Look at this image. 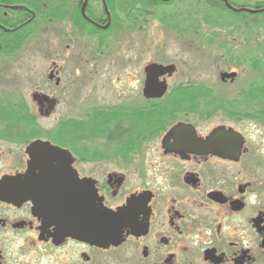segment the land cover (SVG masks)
Masks as SVG:
<instances>
[{
  "label": "flooded vegetation",
  "instance_id": "obj_1",
  "mask_svg": "<svg viewBox=\"0 0 264 264\" xmlns=\"http://www.w3.org/2000/svg\"><path fill=\"white\" fill-rule=\"evenodd\" d=\"M49 1L51 8H44L53 20L44 23L42 14L35 25L36 31L56 27L54 40L42 52L49 60L47 80L57 88L65 80L63 73L72 74L77 98L102 66L107 72L115 70L113 65L121 66L118 72L124 70L127 40L120 35L142 30L139 1L154 4L148 16L161 3L177 2ZM22 2L2 0L0 14L6 24L22 26L28 15L35 16ZM237 3L198 0L195 7L212 6L223 16L244 19L264 14V5ZM177 9L187 20V7ZM251 10L257 13L247 12ZM117 13L131 18L127 29L124 19L115 21ZM194 33L190 36L197 45L186 51L190 56L222 55L232 47L243 51L240 45H224L215 33L216 42ZM22 34L16 36L26 42L21 50L0 52V63H7L11 76L18 59H33L31 40ZM236 59V65L248 64L254 77L234 95H213L204 82H171L176 63H149L174 68L156 79L165 88L160 97L145 95L146 65L138 102L123 89L120 102L84 103L74 114L78 118L32 130L48 138L26 143L17 132L6 137L0 127V143L23 150L17 162L0 169V181H7L0 187V264H264V91L259 89L264 64L257 57ZM27 68L32 73L31 64ZM223 72H234V80L222 81ZM223 72L218 74L222 86L237 81L235 71ZM124 78L122 73L116 81ZM33 98L39 110L54 113L53 96ZM34 115L26 112L21 118L35 122ZM72 121L79 123L80 131ZM38 140L66 156L30 162L27 147Z\"/></svg>",
  "mask_w": 264,
  "mask_h": 264
},
{
  "label": "rangeland",
  "instance_id": "obj_2",
  "mask_svg": "<svg viewBox=\"0 0 264 264\" xmlns=\"http://www.w3.org/2000/svg\"><path fill=\"white\" fill-rule=\"evenodd\" d=\"M200 1L203 2L204 0ZM195 2H198V0H177L175 3H161L150 10L151 14L149 16L143 17L140 15L139 24L142 30L136 34L134 31L129 33L128 30L120 35L123 40H127L122 48L126 51L129 60L128 63L122 66L124 70L118 72L121 66L113 65L115 70L107 72L108 68L106 67V71H104V66H102V70L97 71L98 74L92 77L93 81L83 88L81 91L82 96L79 98H77L78 94L74 92L77 88L75 81H70L72 80V74L63 73L65 80L61 81V85L57 88L48 83L47 80L48 68L50 67L49 60L44 58L42 52L43 49L48 48V41L54 40L56 27L49 26L43 31H34V34L37 33V35L35 34L33 40L29 42V48L33 55L31 63H28L25 59H18L16 73L13 74L14 77L10 75L7 63H0V102L9 100L14 104H20L23 113L35 114V123L38 127L48 129L55 126L59 121H66L68 117L78 118L74 114L78 112V109L84 103V107H88V105H110L112 102H120L123 95L118 96V94L123 89L126 94H129L130 99L138 102V89L142 86L143 81L142 66L160 62L177 64L178 71L171 82L184 80L204 82L211 88L213 95H234L238 89L243 90L242 87L244 88L250 79L254 77L248 64L246 66L235 64L238 62L236 58L239 56L240 61L243 59L253 61L257 57V61L259 60L260 63L263 62L262 64H264V14L260 16L254 14L246 17V19L233 14L224 15L222 21H220V27L213 28L204 22L205 8L201 6L196 8ZM233 2H238V5L248 8L253 7L255 4L264 5V0H233ZM179 4L187 7L184 10L187 13V16H185L187 20L183 18L181 10L177 9L180 6ZM128 18L120 16L119 13L114 15L115 21L116 19H124V28L126 27V29L129 24L128 20L131 21V18ZM179 19H183V23ZM240 19L241 21H239ZM194 32L203 33L213 42H216V36L219 35L222 41L225 42L224 45H240L243 47V51L237 47H232L230 52L222 55L218 52L213 54L211 52L206 55L190 56L186 51L197 45V41L193 40L196 37L190 36L195 34ZM184 33L189 37H183ZM190 39L193 41L188 47L186 43ZM217 57L224 63H220ZM185 63L187 64L183 65ZM27 64H31L32 73L29 72L30 67L26 69ZM223 71H235L239 75L237 81L232 85L222 86L218 74ZM115 73H117L116 76H114ZM122 73L125 78L117 82L116 80L121 77ZM41 93L49 94L57 100L53 114L42 112V109L39 110V106L35 103L36 100L33 97L35 96L38 99ZM206 94L210 95V93ZM10 147L15 149L12 153L2 150ZM15 147L17 148V146L0 143V151L4 152L3 155H0V169L4 163L18 161V156H21L23 150Z\"/></svg>",
  "mask_w": 264,
  "mask_h": 264
},
{
  "label": "trees",
  "instance_id": "obj_3",
  "mask_svg": "<svg viewBox=\"0 0 264 264\" xmlns=\"http://www.w3.org/2000/svg\"><path fill=\"white\" fill-rule=\"evenodd\" d=\"M140 3V15L141 16H147V14H149L147 12L148 8L153 6L154 4L146 1V2H141ZM0 3H2V0H0ZM25 4V7L27 9V11H34L35 16H33L34 14L28 15V21L24 24H22V26H17V25H8L6 24V18L0 14V24L2 22H4L6 26L3 27V29H6L8 31H1L0 35V46H1V50L0 52H4V51H8L10 50L11 52L13 51H18L21 50L24 46V44L26 43L24 40H20L19 38H17L18 36L23 35L22 33L26 34V37L28 40H33V38L35 37L34 31H36V24L38 22V17L40 15H44L43 17V22L50 24V19L53 20L52 15L44 8V6H46L48 9L51 8L52 4L51 1L49 0H23V2ZM21 4V3H20ZM263 4H259L258 8H261ZM38 11H42V13H39ZM46 11V12H45ZM147 12V13H146ZM232 15V14H231ZM237 16V15H234ZM220 17V19H219ZM239 17V16H237ZM240 18V17H239ZM223 19V14L218 13L216 11L213 10V7H209V9H206V13H205V18H204V22L206 25L211 26L213 28H217L220 27V21H222ZM241 21V19L239 20ZM9 29H12L11 31H9ZM196 31L198 29H195ZM17 36V37H16ZM14 37V38H12ZM12 38V40L10 41V44L12 45L11 47L9 45H7L8 41ZM264 77V75L262 76ZM259 89L264 91V83L259 84ZM250 91L252 90L251 88L249 89ZM204 94V93H203ZM201 94V95H203ZM23 113V108L21 107L20 104H14L13 102H10L9 100H5L4 102H2L0 104V127L4 128L5 131V136L8 137L10 135L11 132H17L20 137V139L22 138L24 143H26L28 140L30 139H35L38 137H45L48 138V134H41L39 131L38 133H30L32 130H38L41 127H38L34 121L32 120H24L23 118H21V115ZM67 123L66 121H62L59 123V125H63ZM70 124H74L77 127V131H80L81 128L79 126V123L76 121H72L69 122ZM68 124V123H67ZM94 128V127H92ZM97 128V127H96ZM1 132L2 129H0ZM72 132H75L74 130H72ZM80 133V132H79ZM78 133V134H79Z\"/></svg>",
  "mask_w": 264,
  "mask_h": 264
},
{
  "label": "water",
  "instance_id": "obj_4",
  "mask_svg": "<svg viewBox=\"0 0 264 264\" xmlns=\"http://www.w3.org/2000/svg\"><path fill=\"white\" fill-rule=\"evenodd\" d=\"M167 1V0H165ZM225 2V1H224ZM226 3V2H225ZM227 7L230 9L231 6H229L228 3H226ZM238 11V10H234ZM250 14L251 13H257L256 10L247 11ZM4 31H8L4 29ZM173 66L170 65L169 67H163L156 64H150L145 70H146V88H145V95H147L148 98L151 97H160L161 94L165 91V88L162 86L163 82L161 84L158 83L156 80L161 75L171 73L173 70ZM220 79L223 81L225 79H229L230 81H233L235 78V73H226L223 72L220 75ZM26 153L30 157V162H38L39 160H50L54 158H60L64 157L65 151L58 149L56 147H53L52 145L48 144L47 142L38 140L33 143H31L27 147ZM37 165V164H36ZM41 165H37V169H39ZM50 167V166H49ZM7 182V181H6ZM5 181H0V187L6 183Z\"/></svg>",
  "mask_w": 264,
  "mask_h": 264
}]
</instances>
